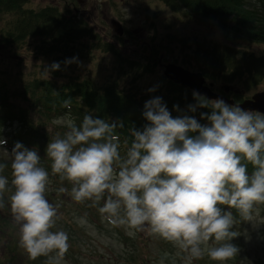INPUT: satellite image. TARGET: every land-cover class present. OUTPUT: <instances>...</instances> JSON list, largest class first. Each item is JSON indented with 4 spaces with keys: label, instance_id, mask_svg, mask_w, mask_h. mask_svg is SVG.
<instances>
[{
    "label": "clouds",
    "instance_id": "obj_1",
    "mask_svg": "<svg viewBox=\"0 0 264 264\" xmlns=\"http://www.w3.org/2000/svg\"><path fill=\"white\" fill-rule=\"evenodd\" d=\"M59 69L53 62L41 75L49 78ZM193 97L197 104L189 105V111L211 109L201 114L207 124L188 115L173 117L162 98L154 97L144 104L148 123L142 130L129 129L133 139L130 145L123 142V154L117 132L122 122L86 114L78 124L69 115L72 100L65 99L62 107L69 113L51 122L65 130L49 140L46 158L52 176L71 185L70 190L59 187L57 193L78 204L91 202L113 227L124 228L130 237L144 233L171 243L185 254L186 264L205 256L225 264L240 251L231 242L240 235L231 209L240 222L253 223L258 206L264 205V113L209 100L198 92ZM174 109L179 111V106ZM6 143L0 137V150L8 153ZM9 155L10 181L2 174L8 165L0 163V209L10 192L19 247L29 260L46 257V264H64L69 236L63 229L53 230L62 213L61 205L47 196L49 171L38 151L20 142ZM248 164L253 167L250 174Z\"/></svg>",
    "mask_w": 264,
    "mask_h": 264
},
{
    "label": "rangeland",
    "instance_id": "obj_2",
    "mask_svg": "<svg viewBox=\"0 0 264 264\" xmlns=\"http://www.w3.org/2000/svg\"><path fill=\"white\" fill-rule=\"evenodd\" d=\"M9 1L11 3V0ZM16 2L18 5L19 1ZM9 3L8 0H0V93L7 88L18 94L21 87L25 83L30 84L33 77H47L42 76L41 72L56 62L55 60L61 59L38 49L41 37L35 31H30L23 38L8 35L9 29L15 31L12 25L14 21L23 15L22 11H19L20 7L16 8L14 3ZM21 6L32 11L56 9L63 17L73 14L92 29L91 35L87 33L82 38L89 45L85 55L62 57L75 59L70 64L59 61L58 75L53 76V71L50 73L58 82L78 74L79 77L89 78L101 86L114 84L119 89H132L142 93L150 92L149 89L159 92L168 87V91L172 92L176 87L163 75L164 65L175 63L191 71L202 72L206 63L200 54L202 50L224 45L236 50H247L264 58V44L248 38H237L215 21L186 14L183 10L174 11L162 0H22ZM37 20L31 18L29 27L38 24ZM112 20L121 24V35L113 29ZM49 24L51 23H47ZM30 29L32 30V27ZM58 43L65 44L63 40ZM72 43L77 44L70 42L69 45ZM208 65L212 70L211 64ZM257 66L260 75L248 76L238 81L235 78L234 90L226 93L229 98L241 102L258 91H264V66ZM202 74L207 83L213 82L212 88L215 91L224 93L222 86L226 81L218 78L217 73ZM17 94L11 98L28 108L29 117L36 122L40 131L48 134L49 139L63 129L51 122L66 112L46 117L33 106L18 99ZM0 123H4L3 128H0V137L11 129L24 130L25 134L32 137L41 135L39 132H30L27 124L21 125L19 120L0 119ZM48 138L45 141L49 142ZM7 151L11 154V151ZM8 153L0 150V163L8 165L2 174L10 181L11 157ZM49 174L52 183L47 196L50 202L61 205L59 211L62 213V219L53 230L63 229L69 236L70 249L64 258V264H186L185 254L171 243L144 233L130 237L124 228L110 225L96 207H84L86 203L78 204L69 196L58 194L56 189L64 186L70 190L71 185L67 181L62 184L58 176H52L50 172ZM10 194H4L6 206L0 209L1 263L46 264V257L29 260L24 250L19 247V228L13 220L8 204ZM102 204L103 201L101 206ZM234 216L238 221L234 230L240 235L231 242L238 246L240 251L225 264H259L264 258V205L258 206V214L254 213L253 223L240 222L236 211ZM78 218H83L85 222L77 223ZM192 264L220 262L205 256L203 259L192 261Z\"/></svg>",
    "mask_w": 264,
    "mask_h": 264
},
{
    "label": "trees",
    "instance_id": "obj_3",
    "mask_svg": "<svg viewBox=\"0 0 264 264\" xmlns=\"http://www.w3.org/2000/svg\"><path fill=\"white\" fill-rule=\"evenodd\" d=\"M18 5H17V2ZM8 0L9 5L15 4L16 8L20 7L22 17L18 18L12 24L15 28L9 29L8 35H15L16 38H23L30 31L40 34L41 40L38 49L44 53H49L66 61L62 57L69 58L70 55H85L89 48L87 42L82 38L87 33L91 35L92 29L87 27L80 18L70 14L61 16L56 9H42L32 11L22 7V0ZM172 10H183L184 13L201 17L203 19L217 22L224 30L237 38H248L253 42L264 44V0H162ZM29 10V11H27ZM33 13V15L30 13ZM38 19V24L29 27L30 19ZM47 23H51L47 25ZM28 35V34H27ZM2 40V39H1ZM9 40V39H8ZM63 40L64 45L58 43ZM62 42V41H61ZM70 42L72 43L69 45ZM54 51V52H53ZM62 53V55H61ZM206 60L202 68V72L208 75H216L226 84L233 85L235 78L243 80L248 76L255 77L260 75L258 66H264L263 56H257L253 52L247 50H236L227 46H216L202 50L200 53ZM61 55V56H60ZM55 58V57H54ZM212 66V70L209 65ZM261 69V68H260ZM59 71H53V76L58 75ZM50 75L49 78L33 77L29 83H25L21 87L19 93H12L9 89H3L0 93V119L10 121L11 119L19 120L21 125L27 124L28 130L33 133L39 132L41 135L28 136L24 130L11 129L4 139L7 143L4 145L7 149L12 150L16 142L22 143L29 149H36L41 157L42 165L46 169H50L51 161L46 158L45 141L48 134L40 131L28 115V108L15 101L11 96H16L33 106L38 112L46 117H54L63 112L69 113V110L62 107L65 99H71L72 107L69 115L79 124L84 115L90 114L93 118L105 119L109 123L122 122L123 127L117 128V132L121 138L123 154V142L128 140L129 145L133 137H131L129 129L142 130L148 123L143 117L144 104L146 101L161 97L164 104L173 117L188 115L197 119L202 125L207 124L206 119H201L202 113L210 114L209 108H197L195 112L188 110L189 105L197 104L193 97V90L183 87L177 83L175 91L165 90L157 92H138L135 90H123L117 88L114 84L101 86L89 78L79 77L73 74L60 82ZM5 88V87H4ZM174 105L179 106V111L174 109ZM230 105V104H229ZM43 116V117H44ZM7 117H11L7 119ZM0 123V128H3ZM61 129L58 132H63ZM47 134V135H46ZM50 135V134H49ZM192 135H196L195 133ZM3 138V137H2ZM49 139V138H48ZM51 140V139H49ZM249 174L253 171L252 165H247ZM87 204V205H86ZM84 207L91 208V202H86ZM228 211L226 206H221ZM233 214L235 209H231ZM0 264L1 261H0ZM264 264V258L259 262Z\"/></svg>",
    "mask_w": 264,
    "mask_h": 264
},
{
    "label": "water",
    "instance_id": "obj_4",
    "mask_svg": "<svg viewBox=\"0 0 264 264\" xmlns=\"http://www.w3.org/2000/svg\"><path fill=\"white\" fill-rule=\"evenodd\" d=\"M112 27L118 35H121L123 28L117 20H112ZM164 76L194 92H198L207 99H222L226 103L238 105L244 110L258 111L264 113V91H258L250 98H244L241 102H235L224 94H219L212 89V83L207 84L201 71H191L175 63H167L163 69ZM225 91L233 89V86L223 85Z\"/></svg>",
    "mask_w": 264,
    "mask_h": 264
}]
</instances>
